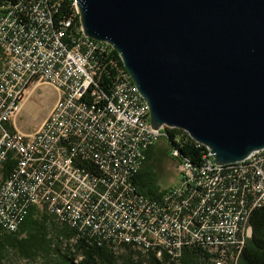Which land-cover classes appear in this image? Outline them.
Wrapping results in <instances>:
<instances>
[{
	"label": "built area",
	"instance_id": "2783aa9c",
	"mask_svg": "<svg viewBox=\"0 0 264 264\" xmlns=\"http://www.w3.org/2000/svg\"><path fill=\"white\" fill-rule=\"evenodd\" d=\"M58 6L0 7V228L16 231L36 206L97 243L137 239L177 258L195 245L206 264H237L251 236L249 216L264 207V149L229 174L214 171L207 148L199 162L169 150L179 182L155 198L139 193L135 175L162 129L150 126L121 68L109 93L99 88L101 41L86 44L72 15L54 17ZM42 83L57 98L35 130L21 132L13 120L29 86ZM7 161L14 166L5 175Z\"/></svg>",
	"mask_w": 264,
	"mask_h": 264
},
{
	"label": "water",
	"instance_id": "95a60500",
	"mask_svg": "<svg viewBox=\"0 0 264 264\" xmlns=\"http://www.w3.org/2000/svg\"><path fill=\"white\" fill-rule=\"evenodd\" d=\"M74 5L83 34L118 53L153 129L183 130L219 165L264 149V0Z\"/></svg>",
	"mask_w": 264,
	"mask_h": 264
},
{
	"label": "trees",
	"instance_id": "16d2710c",
	"mask_svg": "<svg viewBox=\"0 0 264 264\" xmlns=\"http://www.w3.org/2000/svg\"><path fill=\"white\" fill-rule=\"evenodd\" d=\"M14 1L0 0V7ZM73 3L74 0H59L54 17L72 15V29H77L80 22ZM101 47L104 52L96 56L99 62L98 86L109 93L117 70L123 66L118 53L110 45L101 42ZM163 131L165 135L159 139L162 142H155L147 148L144 164L134 178L137 191L149 198L159 196L162 191L157 186L158 165L164 158H170V148H177L180 155L191 162L201 161L206 150L181 129L164 127ZM13 166L14 161L4 164L5 175ZM249 223L251 236L246 240L237 264H264V207L252 211ZM49 249L54 251L62 264H206L207 258L205 251L195 245L185 247L177 258L165 251L157 255L154 250L141 249L125 242L99 240L97 243L36 206L30 207L16 231L8 232L0 228V264H17L19 260L34 259L39 252L48 253Z\"/></svg>",
	"mask_w": 264,
	"mask_h": 264
},
{
	"label": "rangeland",
	"instance_id": "374dc122",
	"mask_svg": "<svg viewBox=\"0 0 264 264\" xmlns=\"http://www.w3.org/2000/svg\"><path fill=\"white\" fill-rule=\"evenodd\" d=\"M27 94L28 95L24 98V100L21 103V109L19 113L16 115V117L13 120L16 129L24 133L31 132L38 127V125L44 120V118L47 117L52 105L54 104L57 98V92L54 89V87L46 83L38 84L36 86L30 85L27 90ZM159 139L160 138H158L155 142L157 143ZM159 142H162V140H160ZM169 148L170 147L168 146V149ZM173 157L175 159H180L179 157H175V156ZM170 164L175 165L176 162L170 158H164L158 165L159 177L157 180V186L160 190L169 188L179 182L180 177L176 173V170L173 169V167ZM103 240L110 241L113 243H117V242L130 243L125 240L121 241V240H116L114 238H104ZM154 251L158 253V249H154ZM17 264H62V263H60L58 257L54 255V251L49 249L48 253L39 252L34 259L19 260L17 261Z\"/></svg>",
	"mask_w": 264,
	"mask_h": 264
},
{
	"label": "bare ground",
	"instance_id": "6f19581e",
	"mask_svg": "<svg viewBox=\"0 0 264 264\" xmlns=\"http://www.w3.org/2000/svg\"><path fill=\"white\" fill-rule=\"evenodd\" d=\"M86 44H93V39L86 37ZM122 70L124 71V73H128L124 69V67L122 68ZM139 104L141 106H143V115L146 116V117H149L148 106H147V104L145 103L144 99L141 96H139ZM162 135H165L163 129L161 131V136ZM170 152H171L172 156L179 157L180 159H184V157H182L180 155L179 150L177 148H171ZM238 164H249V156L247 158H245L244 160H242V161L235 162L234 164L230 163L229 165H227V164L226 165H219V164L215 163L214 164V171H218L219 174H229L230 171H237L238 170ZM78 234H80V233H78ZM105 238H114L116 240H121V241L125 240V241H128L131 244H134L135 246L137 245L138 247H141V248H143L145 250H147V249H151V250L158 249V253H157L158 255L162 251L166 252V250L163 249V247H161L159 245H149V244H146L143 241L137 240V239H126V238H118V237H112V236H105ZM103 239L104 238H100V240H103ZM167 254H169V253H167ZM169 255H171V254H169ZM171 256L175 257L173 255H171Z\"/></svg>",
	"mask_w": 264,
	"mask_h": 264
},
{
	"label": "flooded vegetation",
	"instance_id": "af4514ba",
	"mask_svg": "<svg viewBox=\"0 0 264 264\" xmlns=\"http://www.w3.org/2000/svg\"><path fill=\"white\" fill-rule=\"evenodd\" d=\"M172 167L174 166V164L172 165V164H170Z\"/></svg>",
	"mask_w": 264,
	"mask_h": 264
},
{
	"label": "crops",
	"instance_id": "0c3cea01",
	"mask_svg": "<svg viewBox=\"0 0 264 264\" xmlns=\"http://www.w3.org/2000/svg\"><path fill=\"white\" fill-rule=\"evenodd\" d=\"M36 85H38V84H34V86H36Z\"/></svg>",
	"mask_w": 264,
	"mask_h": 264
}]
</instances>
